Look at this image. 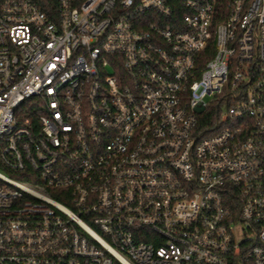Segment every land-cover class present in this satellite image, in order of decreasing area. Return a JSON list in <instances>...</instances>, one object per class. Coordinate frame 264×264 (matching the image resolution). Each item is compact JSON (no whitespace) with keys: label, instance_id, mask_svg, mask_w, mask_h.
Wrapping results in <instances>:
<instances>
[{"label":"built area","instance_id":"obj_1","mask_svg":"<svg viewBox=\"0 0 264 264\" xmlns=\"http://www.w3.org/2000/svg\"><path fill=\"white\" fill-rule=\"evenodd\" d=\"M0 264H264V0H0Z\"/></svg>","mask_w":264,"mask_h":264},{"label":"trees","instance_id":"obj_2","mask_svg":"<svg viewBox=\"0 0 264 264\" xmlns=\"http://www.w3.org/2000/svg\"><path fill=\"white\" fill-rule=\"evenodd\" d=\"M208 52H209L208 57H211V55L213 54V47H210ZM213 114H214V112H211V113H208L207 116H208V115L211 116V115H213ZM209 126H211V125H209ZM202 128L207 132V134L211 132V131H209V130H206V128H208V124H206V121H205V123L202 125Z\"/></svg>","mask_w":264,"mask_h":264}]
</instances>
